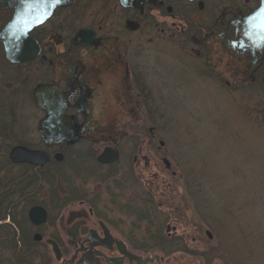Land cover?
I'll return each instance as SVG.
<instances>
[{
	"label": "flooded vegetation",
	"instance_id": "flooded-vegetation-1",
	"mask_svg": "<svg viewBox=\"0 0 264 264\" xmlns=\"http://www.w3.org/2000/svg\"><path fill=\"white\" fill-rule=\"evenodd\" d=\"M223 1L221 5L215 0H127L128 5L124 6L121 0H59L57 3H61L51 14L27 32L35 44V56L31 59L10 61L0 41L3 62L0 107H6L11 118H16L15 114L22 117L24 104L33 103L39 112L38 124L45 117L38 103H62L64 117L98 125L92 131H85L83 137L72 144L47 145L37 130L34 146L25 142L11 146L20 145L48 154V162L42 166L15 165L34 171L38 177L41 172L45 173L43 170L51 168L52 182H46L49 187L56 179L65 177L60 180L58 194L53 191L47 198L49 206L26 198L25 201L33 205L16 213L26 218V229L31 230L28 239L18 246L21 252L29 253L24 261L16 264H34L29 262L31 256L39 258L35 264H166L164 256L152 252L167 253L174 248L175 229L167 222L168 213L159 195L167 193L168 184L152 179L119 178L123 147L135 151L130 169L139 168L142 160L140 168L144 170L151 160L137 148L136 131L112 130L114 110L117 103H138V41L132 35L142 30L144 19L152 12L172 17L176 13V17L183 20L187 12L200 16L207 10L204 24L195 20L198 31L183 34L178 43L188 42L207 57L227 53L240 65L231 66L235 83L250 85L257 81L264 88V33L260 31L259 43L251 42L245 30L247 25H244L257 10H263L261 19L264 18V0ZM52 2L0 0V29L13 18L14 6H18L26 18L37 12L41 15ZM10 3L12 6H7ZM92 5L97 8L90 12ZM110 5L112 9L107 10ZM210 5H213V14ZM114 13L123 17L119 28L111 23ZM179 23L173 22L166 30L155 23L159 31L157 38L173 39L176 31L186 33L185 25ZM79 31H83L82 38L73 44ZM153 139L154 133L150 131L143 144L150 149ZM159 145H163L162 141ZM11 148L4 152L8 160ZM105 148L117 153L113 162L98 161ZM57 153L62 155L61 160L55 159ZM161 160L169 169L166 159ZM68 171L82 172L85 177L91 171H101L106 179L71 180L66 178ZM34 206L46 212L45 221L37 225L28 218ZM50 211H54L52 220ZM141 225L150 228L148 233L139 236L136 230ZM44 227L48 228V234L43 236ZM35 233L41 236L40 240H34ZM40 246L46 254L43 251L32 254V247Z\"/></svg>",
	"mask_w": 264,
	"mask_h": 264
},
{
	"label": "rangeland",
	"instance_id": "rangeland-1",
	"mask_svg": "<svg viewBox=\"0 0 264 264\" xmlns=\"http://www.w3.org/2000/svg\"><path fill=\"white\" fill-rule=\"evenodd\" d=\"M205 12L200 16L187 12L183 20L176 13L172 17L152 12L142 30L132 35L138 41V103H117L111 128L136 131L137 148L151 161L144 170L142 160L139 168L130 169L135 151L125 146L118 176L168 184L167 193L159 195L167 222L175 229L174 248L167 253L152 252L164 256L166 264H264V88L257 81L235 83L231 66L240 65L227 53L207 57L188 42L178 43L183 34L198 31L195 20L204 24ZM210 13H215L213 5ZM120 21L123 17L114 13L111 23L119 28ZM173 22L184 24L186 33L176 31V37L168 40L157 38L155 23L166 30ZM22 115L11 118L8 109L0 107V198L13 185H24L21 176L31 179L22 195L27 197L12 193L2 201L13 205L15 213L33 205L26 198L49 206L47 198L53 191L58 194L60 180L65 179L63 175L49 187L34 171L6 162V148L19 142L35 145L39 112L27 102ZM150 131L154 139L148 149L143 139ZM68 172L66 178L71 180L106 179L101 171H91L86 177L82 172ZM53 214L50 211V220ZM149 228L141 225L136 231L141 236ZM47 229L41 230L43 236ZM12 239V234L0 231V264L18 263L9 248ZM31 250L46 254L42 246ZM28 253L23 251L21 256ZM36 261V256L29 259Z\"/></svg>",
	"mask_w": 264,
	"mask_h": 264
},
{
	"label": "water",
	"instance_id": "water-1",
	"mask_svg": "<svg viewBox=\"0 0 264 264\" xmlns=\"http://www.w3.org/2000/svg\"><path fill=\"white\" fill-rule=\"evenodd\" d=\"M62 1V0H61ZM59 2V0H53L52 4H48V8L40 14L34 16H27L24 18L22 16V11L18 6L16 8L13 18L11 21L3 28L0 29V41L3 42L5 47V52L7 58L12 62H20L24 60L31 59L34 55V41L27 36V32L35 25L42 22L51 12L54 7ZM127 0H121L124 6H127ZM6 4V3H5ZM7 6H12L10 3ZM263 10H257L253 15L246 19L244 25H247L246 31L250 36L251 42L259 43L260 39V29L258 24L261 19V12ZM29 13V11L27 12ZM83 31H79L75 38L73 39V44H75L79 38H82ZM62 103H38V105L44 110L45 117L39 121L37 124V130L40 132L42 140L45 144H72L78 139L82 138L85 131H92L93 127L98 126L92 122L88 123H78L76 119L64 117V108ZM79 106V105H78ZM91 125V128H90ZM63 135H65L63 137ZM117 153L110 149L105 148V150L99 155L98 161L101 163L113 162L117 158ZM9 160L13 164L27 163L30 165L42 166L48 162V154L43 150H32L24 146H14L9 152ZM62 155L57 153L55 155L56 160H61ZM169 165V163L166 161ZM29 220L34 224H40L45 221L46 212L40 206L32 207L28 212ZM206 235L211 239V234L209 231ZM34 240H40L41 236L38 233L33 235Z\"/></svg>",
	"mask_w": 264,
	"mask_h": 264
},
{
	"label": "trees",
	"instance_id": "trees-1",
	"mask_svg": "<svg viewBox=\"0 0 264 264\" xmlns=\"http://www.w3.org/2000/svg\"><path fill=\"white\" fill-rule=\"evenodd\" d=\"M7 163L10 161L7 159ZM24 176V175H23ZM35 176V175H34ZM38 177V176H36ZM35 177V178H36ZM41 180L46 182H52V175L50 172H41ZM21 182L24 184L19 185L20 187H15L17 185H13V189L10 190L5 195H2L0 198V231H4L6 234H12L13 239L10 242V250L12 252L13 258L16 259L19 263L24 261L25 258L21 256V251L18 249L19 243L24 242L26 239H28V231L25 228L26 218L25 217H19L15 212L11 211V206L13 205H7L6 203L2 202L4 199L9 197L12 193H19L20 196L24 194V188L28 187V182H30V177L27 178V176L22 177L21 176ZM30 185V184H29ZM5 185H2L4 187ZM9 194V195H8ZM27 197V196H22ZM15 213V214H14Z\"/></svg>",
	"mask_w": 264,
	"mask_h": 264
},
{
	"label": "snow or ice",
	"instance_id": "snow-or-ice-1",
	"mask_svg": "<svg viewBox=\"0 0 264 264\" xmlns=\"http://www.w3.org/2000/svg\"><path fill=\"white\" fill-rule=\"evenodd\" d=\"M258 27L262 33H264V18L260 19Z\"/></svg>",
	"mask_w": 264,
	"mask_h": 264
}]
</instances>
